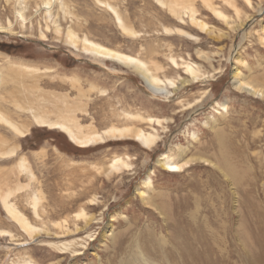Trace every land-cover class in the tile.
<instances>
[{
	"label": "rangeland",
	"instance_id": "1",
	"mask_svg": "<svg viewBox=\"0 0 264 264\" xmlns=\"http://www.w3.org/2000/svg\"><path fill=\"white\" fill-rule=\"evenodd\" d=\"M0 26V111L24 132L0 122V153L13 152L0 155V194L15 192L11 201L42 228L23 231L0 196V230L10 234L0 237V264H264V99L235 80H264V0H0ZM86 38L144 61L163 94L131 68L86 55ZM188 64L204 77L182 86ZM126 114L161 120L138 124L162 135L156 149L131 140L83 149L34 121L72 116L103 132ZM178 147L200 159L171 173L159 160ZM119 157L132 168L102 172ZM22 158L32 181L19 173ZM33 192L43 196L40 218ZM93 198L85 210L95 221L75 233L72 217ZM60 201L74 236L55 227L64 217L48 218Z\"/></svg>",
	"mask_w": 264,
	"mask_h": 264
},
{
	"label": "bare ground",
	"instance_id": "2",
	"mask_svg": "<svg viewBox=\"0 0 264 264\" xmlns=\"http://www.w3.org/2000/svg\"><path fill=\"white\" fill-rule=\"evenodd\" d=\"M107 6L113 10V14L114 13L116 14V16H117V18L121 24V27L125 31H129L128 28L125 27L118 11L114 7H112L111 5H107ZM171 9H172L171 10L172 12L179 15V12L176 9V7H172ZM218 15L220 17L226 19V16H224L222 13H219ZM206 26H205V24L202 25L203 28ZM0 31H2V32L6 31L5 27L0 26ZM71 38H72V34H71ZM72 45L77 46V40H73ZM83 45H84L83 50H84V53L86 55L93 57V58H96V59H99V60H102V61L113 62L119 66H122V67L131 68L143 79V81L145 83H147L150 87L156 89V95L163 94L162 91H163L165 82L161 81L158 77L154 76L151 73L150 67L144 61H142L136 57H132L130 55H126V54L120 53L118 51H114L112 49L106 48L100 44H97V43H94V42L88 40L87 38L83 40ZM203 59L206 61H209V62L211 60V58L206 56V55L203 56ZM187 71H188V73L191 74L192 80H185V81L183 80L184 82L182 83V86L191 85L193 82L198 81L204 77V74H202L200 68H195L190 64L187 65ZM235 78H236L235 80H237L236 86L239 90H243V91L246 90L248 92L253 93L256 96H259L261 98L263 97V99H264V82H262L264 80H262V81L258 80L257 83L253 82V81H249V79L244 77V76H243V78H240V74L237 72L235 74ZM169 82L171 83L172 86H175V82H173V81H169ZM73 86H75V85H73ZM80 90H78V91H80ZM80 94L82 96L83 93L81 92ZM86 96H87V94H86ZM63 111H64V109H63ZM69 112H66V110H65L64 114L66 113L67 115H69ZM72 112H74V110ZM122 116H120V117H122ZM71 118H72V116L71 117L65 116L61 120H57V119L54 120V119H51V118H48L45 116L36 115V116H34V121H35L36 125L39 127H45V128H49L51 130L62 132L63 134H65L69 138V140L73 144H75L78 147H81L83 149H91L93 147H96V146H99L102 144H107L110 141L131 140V141L137 142L144 149L149 150V151H153L162 142V135H160L159 131L156 128L151 127L152 130L148 131V130H145V129L138 126V124H142V123H144V124L149 123L150 125H152L154 123V124H157L158 126H160L162 124V122L159 119H154V118H150V117L145 118L142 115L126 114L125 116H123L124 121L127 122V124H124V126L118 127L115 125H111L109 128L105 129L103 132L96 131V130L95 131H92V130L89 131L88 130L87 132H85L84 127L79 123V121L76 118H73V119H71ZM0 122L9 126L16 134L24 135V132L21 130V128L19 126H17V124L14 121H12L8 116L3 114L1 111H0ZM217 136L219 137V139H221L220 131L217 132ZM193 140H198V136L196 134H193ZM188 150L189 149H187V148L178 147L177 154L175 155L176 157H173V156L171 157L170 155L164 154L162 159L159 160V163L163 166L164 169H166L167 171H169L171 173L182 172L183 170H185V168L190 167L191 163L200 159L196 156L190 157ZM12 153L13 152H9V153H3L2 152V153H0V155L9 156ZM201 154H203V153H201ZM172 155H174V154H172ZM199 157H200V155H199ZM202 157H203V155H202ZM175 158H177V160H175ZM111 163H112L111 166H107V167L103 168V170H102L103 173H106L107 175H109L112 173H119V172H123L126 170H130L132 168V164L129 161L124 160L123 158H120V157L115 158ZM17 167L19 169V173L26 174V175L28 174L31 177L30 180L31 181L33 180L34 174L30 170L25 158H22L21 162L18 164ZM97 169H98V167H97ZM144 183L148 189L151 188L152 180L150 178H148ZM27 188H32V187H31V185H29V186H27ZM23 189H25V188L22 186H20L18 188L19 192ZM14 193L15 192L10 191L4 195L0 194L2 205H3L5 212L9 215V217L12 220H14L15 222L18 223V225L22 228L23 231H25L30 236L40 234L42 232V228L40 229V228L34 226L29 221V219L26 217V215L18 208L17 204H15L11 201V197L13 196ZM39 193H41V191ZM140 195L142 197H144L147 194L145 192H140ZM88 196L89 195H87V194L80 195V197L78 198V201L87 199ZM29 198L31 199L29 205L33 208L35 215L40 218L41 215L39 214L38 210H39L40 204L43 200V196H39L38 194L33 192V194L31 193L29 195ZM143 199L147 200L148 204L152 203V202L149 203V200H151V198H149V199L143 198ZM90 201H91V205H85V204L81 205V208L78 210L77 213H75L76 215L73 216L71 219L74 222V225L76 226V232L75 233H78V234L80 233V228H81L80 225H83V223H84L83 230H87V228L89 226H91V224L95 221V218H93L92 216H89L88 213L86 212L87 207L95 206L94 203H95L96 199L93 198ZM85 208H86V210H85ZM71 211H72V209H70V207L64 201H60L56 204L55 210L48 212V218H50V219H56V218L62 219L64 217L63 221L55 224V227L58 230H60V232H62L63 235H67V236H74L75 235L72 233V230L69 227ZM52 223H53V221H52ZM108 229L109 230L106 232V235L108 233L112 232L111 226H109ZM7 236H10V234L8 232H4V231L0 230V237H7ZM76 236H78V235H76ZM63 245L65 247L64 250H68V249H70V247L73 244H70V245L69 244H63ZM59 248H61V247H59ZM76 252H77V250H73V253H76Z\"/></svg>",
	"mask_w": 264,
	"mask_h": 264
},
{
	"label": "trees",
	"instance_id": "3",
	"mask_svg": "<svg viewBox=\"0 0 264 264\" xmlns=\"http://www.w3.org/2000/svg\"><path fill=\"white\" fill-rule=\"evenodd\" d=\"M79 149H81V148H79Z\"/></svg>",
	"mask_w": 264,
	"mask_h": 264
}]
</instances>
